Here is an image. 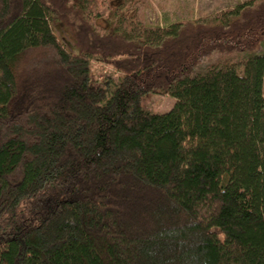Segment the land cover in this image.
I'll use <instances>...</instances> for the list:
<instances>
[{
	"label": "trees",
	"instance_id": "obj_1",
	"mask_svg": "<svg viewBox=\"0 0 264 264\" xmlns=\"http://www.w3.org/2000/svg\"><path fill=\"white\" fill-rule=\"evenodd\" d=\"M128 1L0 0V264H264V0L155 28Z\"/></svg>",
	"mask_w": 264,
	"mask_h": 264
},
{
	"label": "rangeland",
	"instance_id": "obj_2",
	"mask_svg": "<svg viewBox=\"0 0 264 264\" xmlns=\"http://www.w3.org/2000/svg\"><path fill=\"white\" fill-rule=\"evenodd\" d=\"M251 0H130L127 6L148 27H166L174 22L197 19L235 8L236 6ZM102 13L105 14L104 7ZM99 23L105 25L103 19ZM264 49L262 43L261 53ZM248 52H232L231 54L214 53L211 58L205 60L195 68V73L207 69L209 64H221L228 62L236 65L238 72H242L241 62L247 57ZM90 82L93 85L103 83L108 85L109 93L117 86L120 73L111 65L91 61ZM175 103V99L168 94L148 92L141 98L143 108L152 113L169 111Z\"/></svg>",
	"mask_w": 264,
	"mask_h": 264
}]
</instances>
